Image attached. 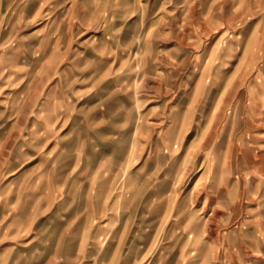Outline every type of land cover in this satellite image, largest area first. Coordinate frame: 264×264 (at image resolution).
Listing matches in <instances>:
<instances>
[{
	"label": "rangeland",
	"instance_id": "374dc122",
	"mask_svg": "<svg viewBox=\"0 0 264 264\" xmlns=\"http://www.w3.org/2000/svg\"><path fill=\"white\" fill-rule=\"evenodd\" d=\"M0 264H264V0H3Z\"/></svg>",
	"mask_w": 264,
	"mask_h": 264
},
{
	"label": "crops",
	"instance_id": "0c3cea01",
	"mask_svg": "<svg viewBox=\"0 0 264 264\" xmlns=\"http://www.w3.org/2000/svg\"><path fill=\"white\" fill-rule=\"evenodd\" d=\"M2 1H3V0H0V8L2 7Z\"/></svg>",
	"mask_w": 264,
	"mask_h": 264
}]
</instances>
